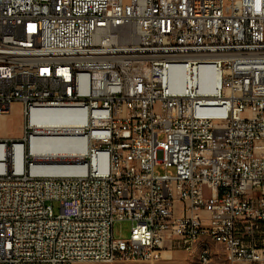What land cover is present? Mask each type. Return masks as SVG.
<instances>
[{
  "label": "built area",
  "instance_id": "obj_1",
  "mask_svg": "<svg viewBox=\"0 0 264 264\" xmlns=\"http://www.w3.org/2000/svg\"><path fill=\"white\" fill-rule=\"evenodd\" d=\"M195 1L0 0V264H264V0ZM35 110L85 118L82 173L36 171Z\"/></svg>",
  "mask_w": 264,
  "mask_h": 264
},
{
  "label": "bare ground",
  "instance_id": "obj_2",
  "mask_svg": "<svg viewBox=\"0 0 264 264\" xmlns=\"http://www.w3.org/2000/svg\"><path fill=\"white\" fill-rule=\"evenodd\" d=\"M207 74L212 75L209 71L202 74L200 90H204ZM179 80H182L180 75L175 77L174 84ZM186 82H192V78H188ZM31 122L38 129V136L31 140V151L38 160L44 161L43 167L36 171L65 176L82 173L74 162L85 155L87 143L71 136L84 125L85 118L80 119L74 112L67 110H35L31 115ZM215 247L219 248L217 238L213 235H202V238L194 241L190 252L198 253L200 263L207 255L209 263L215 255Z\"/></svg>",
  "mask_w": 264,
  "mask_h": 264
},
{
  "label": "rangeland",
  "instance_id": "obj_3",
  "mask_svg": "<svg viewBox=\"0 0 264 264\" xmlns=\"http://www.w3.org/2000/svg\"><path fill=\"white\" fill-rule=\"evenodd\" d=\"M199 0L195 1V8L198 10ZM25 119L22 113V107L16 103L10 109V112L5 116H0V139H13L15 141L22 137L23 125ZM55 213L58 214V207L55 206ZM131 224L129 222H117L114 225V239L128 240L130 236ZM215 255L208 264H228L225 260V252L219 247L214 248ZM116 264H202L199 261L198 253L188 254L186 252L178 251L164 254V259L152 263H116ZM248 264V263H237Z\"/></svg>",
  "mask_w": 264,
  "mask_h": 264
},
{
  "label": "crops",
  "instance_id": "obj_4",
  "mask_svg": "<svg viewBox=\"0 0 264 264\" xmlns=\"http://www.w3.org/2000/svg\"><path fill=\"white\" fill-rule=\"evenodd\" d=\"M172 252H178V251H172ZM172 252H167L166 254H168V253H172Z\"/></svg>",
  "mask_w": 264,
  "mask_h": 264
}]
</instances>
